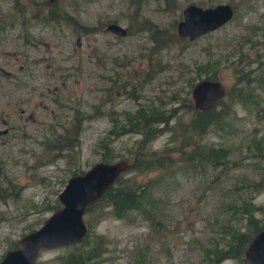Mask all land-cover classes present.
<instances>
[{"label":"rangeland","instance_id":"obj_1","mask_svg":"<svg viewBox=\"0 0 264 264\" xmlns=\"http://www.w3.org/2000/svg\"><path fill=\"white\" fill-rule=\"evenodd\" d=\"M190 3H228L234 13L189 41L175 27ZM54 6L77 23L46 20ZM142 19L173 39L158 57L149 59L151 32L138 29ZM110 23L126 35L107 31ZM239 58L251 77H264V0H175L171 9L164 0H138L137 14L136 0H0V68L8 73L0 76V130H7L0 135V260L60 206L58 194L73 172L104 155L130 164L143 151H160L172 165L125 173L146 186L141 208L119 218L109 207L92 208L83 216L86 241L44 250L36 264H62L66 255L94 247L101 253L93 264H212L206 249L225 247L232 230L245 231L251 212L263 223L264 189L245 185L264 179V86L255 81L252 99L223 98L232 104L229 115L201 139L228 150L217 167L185 161L190 147L180 148L179 128L192 112L171 99L193 104L191 85L212 73L231 95L236 87L247 90L237 81ZM158 104L175 113L143 151L139 134L108 137L111 118L123 122L124 113ZM76 111L85 118L73 140Z\"/></svg>","mask_w":264,"mask_h":264},{"label":"trees","instance_id":"obj_2","mask_svg":"<svg viewBox=\"0 0 264 264\" xmlns=\"http://www.w3.org/2000/svg\"><path fill=\"white\" fill-rule=\"evenodd\" d=\"M174 4L175 0H164V5L167 9H171ZM53 8L54 10H50L48 13L43 15L46 20H54L55 22L62 20L64 22H72L74 25L77 23L73 17L69 16L60 8H56L55 6ZM137 12L138 0H136V14ZM82 28L85 32H91L94 30L93 27ZM138 29L151 32L150 40L152 45L150 48H148V53L150 55L149 59H151V54H154V56L157 55L156 57H158L159 52L173 41V39L167 37V35H164L163 29H160L147 19H142L141 25ZM238 60L239 61L236 63L238 68L235 70L237 81H239L241 84L244 80V86H246L247 90H243L242 87H236L233 88V90H236L235 95H231V91L226 92L225 96H231L232 101L235 99L240 100L241 98H251L254 94L253 91L255 87L260 85L262 88V86H264V77H260L259 79L254 76L251 77L248 71H246L242 66L240 58ZM202 70V68H198V71ZM214 74L215 73L206 75L205 78L216 79ZM255 81H258L257 83L259 85H255ZM252 82H254V85L251 87L250 83ZM193 85L194 83L191 86ZM223 98L214 103L209 109L200 111L195 109L191 103L185 105L177 101L178 98L176 99L171 97V99H175L176 102H178L179 107H188V109H190L192 112L189 120L181 124L179 128L184 140L180 144V148L186 146L190 147L189 153H187L185 156V161L187 163L194 165L206 163L212 165L213 167H217L219 165L223 166V164L226 162L229 154L226 148L222 146H207L201 142L202 137L207 133L210 126L223 122L224 119L229 115L232 104L230 101L228 103H224ZM218 105L220 108L215 109V107ZM179 107L177 108L179 109ZM177 108L172 109V111L176 110ZM174 113L175 112L172 113L169 111L167 114V112L164 111L163 107L159 104L150 106L141 105L132 113H124L123 122H119V120L116 118H111L110 120L112 127L107 135L108 137H117L125 133L139 134L140 140L138 142V147L139 150L143 151L142 148H146L151 141H153L157 136L166 130L167 123ZM84 118L85 117L81 116V114L76 116V121L73 124V140H75L80 133L81 121ZM159 124L165 125V127H159ZM108 137L100 141V148L104 151V153H107L108 151ZM108 159L109 158H106V155H104L101 161L109 162ZM171 165L172 163H170L168 159L166 161V158L162 152L153 150L145 152L143 151L141 153V157L134 158L133 162L130 163L129 168L119 176L115 183L106 189L96 202L90 204L87 207L86 213H88L94 207H97L102 212L106 207H109L111 214L119 218L126 215L131 210H138L144 203L146 186L136 184L133 177H124L123 175L131 171L140 172L143 170L161 169ZM82 172L83 171L77 173L73 172V174H80ZM245 186L253 192H259L264 189V179H260L256 182L252 181L246 183ZM56 208L57 206L52 207L54 210ZM98 219L99 218H97V220ZM247 223L248 227L245 231L232 230L230 232L229 241L225 247L206 249V256L209 258L212 264H220L223 260L228 258H234L239 261L242 260V256L247 244L252 239V237L259 230H261L262 227H264V222L258 224V221L253 217L252 212L248 215ZM87 237L88 234L86 233L85 236L80 240V243L85 242ZM13 247H16V243ZM91 250H94V253H90ZM100 253L101 251L95 250L94 247V249L92 248L88 251H80L75 254H69L64 257L62 264H93L90 262V260H92L93 256L99 255Z\"/></svg>","mask_w":264,"mask_h":264},{"label":"water","instance_id":"obj_3","mask_svg":"<svg viewBox=\"0 0 264 264\" xmlns=\"http://www.w3.org/2000/svg\"><path fill=\"white\" fill-rule=\"evenodd\" d=\"M233 13V7L228 3L209 7L190 3L181 11L176 35L192 41L228 22ZM106 30L119 36L127 33L116 23L108 24ZM6 74L0 68V76ZM225 94L224 85L217 79L203 78L190 89L193 106L200 111L209 109ZM5 132V129L0 130V135ZM129 166L124 158L98 161L82 173L71 175L58 194L60 206L39 227L21 236L16 247L5 252L0 264H36L42 251L79 242L88 231L83 219L87 207L96 202ZM241 264H264V227L247 244Z\"/></svg>","mask_w":264,"mask_h":264},{"label":"flooded vegetation","instance_id":"obj_4","mask_svg":"<svg viewBox=\"0 0 264 264\" xmlns=\"http://www.w3.org/2000/svg\"><path fill=\"white\" fill-rule=\"evenodd\" d=\"M216 103V102H215ZM6 130V129H5ZM6 133H7V130H6Z\"/></svg>","mask_w":264,"mask_h":264}]
</instances>
